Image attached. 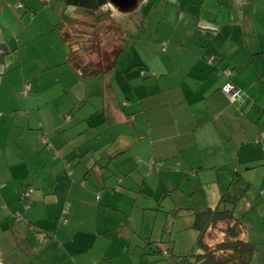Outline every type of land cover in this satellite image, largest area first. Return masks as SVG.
<instances>
[{
    "label": "rangeland",
    "instance_id": "374dc122",
    "mask_svg": "<svg viewBox=\"0 0 264 264\" xmlns=\"http://www.w3.org/2000/svg\"><path fill=\"white\" fill-rule=\"evenodd\" d=\"M48 1L0 0V41L7 43L10 50L13 49L5 55L0 65V162L4 156H14L23 146L27 148L26 143L32 145L35 141L42 124L38 117L34 118V113L42 111L45 116L48 109L66 106L64 103L67 102L64 101L74 100L81 87L82 92L88 91L90 96L88 103H75L80 105L79 118L83 114L82 109L86 107H92L95 112V105H103L105 84H108V91L112 80L119 99L112 101L106 98L105 101L109 108L112 106L110 110L114 111V107L132 98V93H138L134 90L131 92V84L133 82L137 85V79H143L141 71L153 59L156 65L158 59L163 65L168 62L173 73V70H177V75L170 74L167 86V97L175 101V95L181 91L178 90V81L185 75L188 63L201 45L217 53L227 52L235 60L245 59L244 64L234 66L240 79L246 77L252 81L253 74L254 77L263 75L259 77L262 79V90L257 89L256 99L259 102L253 116L257 113L261 115L259 121L264 125V72L258 73L264 71V0H138L127 10L111 4L112 17L96 25L93 19L83 13L67 9L61 0ZM19 5L23 7L19 8ZM238 11L242 16V24L231 19L232 16L235 18ZM65 13L76 18V22L68 25L65 30L68 42L76 46L78 41L90 49L85 54L77 52L84 61L93 58L97 62L102 59L101 54H107L116 43H120L117 25L126 31L124 51L119 56L117 67L109 74L110 77L84 80L66 62L68 47L61 41L58 26ZM227 15L230 17L227 18ZM165 43L167 48L163 51ZM250 52L258 62L250 63ZM242 55L245 57L242 58ZM171 83H176V87H170ZM28 84L31 88L25 94ZM141 89L145 91L141 87L140 93L143 92ZM36 92H41V97H33ZM153 99L155 103L165 101L164 95ZM72 108L70 113L77 111L76 107ZM241 124L238 120L231 121V132H241ZM129 129L126 127L124 132L128 133ZM235 137L240 139L241 134ZM259 143L251 144L247 152L243 150L240 156L242 171H238L240 174L236 173L237 164L233 162L229 169L224 167L216 171L208 167L210 161L206 160L203 162L204 170L197 179L192 167L178 165L181 169L175 166L177 170H173L174 167L171 168L167 161H158L163 164L161 175H157L155 170L146 172L140 168L141 163L127 174L124 173L125 164L122 160L112 162L111 168L116 176H120L118 179L130 185L129 193L126 191L125 194L131 199L122 205L123 212H126L122 220H128L123 230L126 229L127 233L133 231L131 249L126 258L117 257L114 264H177V256L200 252L197 246L199 233L192 226L193 212L204 206L216 207L221 198L217 197L220 191V196L227 193L229 206L235 216L242 220L245 226L244 238L257 246L252 264H264V137L260 136ZM217 154H203L202 158L212 159ZM184 157H189L190 164H200V157L189 154L187 150ZM247 166L253 168L248 169ZM172 173H180V176L171 183L168 178ZM116 176L111 177L117 181ZM184 176H189L192 185ZM90 181L94 183L96 179L91 176ZM146 184L148 193L143 191ZM108 189L103 191L118 194L113 185ZM131 206L133 209L130 213L128 211ZM114 208V212L119 211L118 207ZM114 232L113 241L117 251L121 242H125L118 231ZM216 232L218 236L213 233L212 239L222 237V234ZM57 258H54V262Z\"/></svg>",
    "mask_w": 264,
    "mask_h": 264
},
{
    "label": "crops",
    "instance_id": "0c3cea01",
    "mask_svg": "<svg viewBox=\"0 0 264 264\" xmlns=\"http://www.w3.org/2000/svg\"><path fill=\"white\" fill-rule=\"evenodd\" d=\"M234 16L232 20L243 23L239 11ZM198 47L195 57L187 65L188 70L178 81V90L181 91L175 95V101L167 97V86L170 74L177 75L178 72H171V65L168 62L163 65L157 58L159 66L155 59L149 61L144 68L148 75L138 78L137 85L131 84V92L140 93L141 87L145 91L141 89V95L132 93V98L114 107V111L105 101L106 98L119 99L112 80L108 91V84H105L103 105H95V112L92 107H86L79 118L80 105L75 103H88L90 96L88 91L82 92L81 87L74 100L64 101L66 106L48 109L45 116L42 111L34 113V118L38 117L42 124L35 141L32 145L26 143L27 148L23 146L14 156H4L0 162V257L3 264H114L117 257L126 258L131 249L133 231L127 233L126 229L123 230L128 220H122L126 213L122 205L131 199L125 194L130 185L122 179L120 193L103 191L118 184V180L113 178L116 174L102 170L101 165L111 168L112 162L122 160L124 173L129 174L140 163V168L147 172L152 169L143 162L167 161L173 170H180L178 165L192 167L195 179L204 170L206 160L210 161L208 167L216 171L224 167L229 169L232 162L237 164V174L242 171L240 156L243 150L247 152L253 143L260 145V136L262 138L264 133V125L259 121L261 115L253 116L259 102L257 89L262 90L263 75L259 78L253 74L252 81L246 77L240 79L234 66L244 64L245 59L235 60L227 52L217 53L210 47ZM69 53L68 48L66 62ZM252 55L250 52V63L258 62ZM213 57H216L215 61H212ZM226 70L231 71V76L225 73ZM251 71L255 72L253 67ZM229 81L245 91L243 104L231 102L223 92V86ZM175 85L171 83L170 87ZM28 86L31 88L30 84ZM41 95L36 92L33 97ZM161 95L165 101L155 103L153 98ZM73 106L77 111L70 113ZM233 120L242 123L241 132H231L230 122ZM126 127L130 128L128 133L124 132ZM236 134H241V138L237 139ZM43 135L47 137V144L42 140ZM130 136H133L132 140ZM186 150L199 156L200 164L188 163L189 157H184ZM203 154L217 155L203 159ZM11 157H14L13 161ZM162 167L157 175H161ZM179 174L172 173L168 179L172 183ZM91 176L98 177L99 181L91 182ZM102 176L107 177L105 184L101 181ZM184 178L189 179V176ZM188 181L192 185L190 179ZM143 191L148 193L147 184ZM27 193L29 196H25ZM220 193H217L218 198L222 197ZM66 203L70 204V213L64 225L60 218ZM114 207L119 211L114 212ZM132 209L133 206L128 212L131 213ZM16 213H21L23 220H17ZM113 231H118L125 242H121L117 251ZM55 257H58L56 262Z\"/></svg>",
    "mask_w": 264,
    "mask_h": 264
},
{
    "label": "trees",
    "instance_id": "16d2710c",
    "mask_svg": "<svg viewBox=\"0 0 264 264\" xmlns=\"http://www.w3.org/2000/svg\"><path fill=\"white\" fill-rule=\"evenodd\" d=\"M50 1L51 0H49L48 2ZM61 1L65 4V7H67V9H71V11H73L74 9L93 19L95 21V25L102 22V20L106 19L109 16L112 17V11L110 7L112 3L110 0ZM75 22L76 18L74 15L70 17L65 13L63 14L62 19L58 25L61 31V41L70 49L67 62L74 66L81 77L85 78L86 80L101 78L105 74L114 70L118 65L120 54L124 51L123 41L126 31L120 25H117L116 31L118 32V36L120 37V43H116V45L107 54H101V60L98 59V61L95 62L93 58H90L87 61H84L77 52L81 51L85 54L90 49H87L85 47L86 45H80L78 41L76 42V46H73L67 40V32L65 30L68 25L74 24ZM12 50L13 49L10 50L7 43L0 41V65H2V63L4 62L5 55L12 52ZM215 59L216 57H213L212 61H215ZM141 74L143 76L148 75L147 71L143 69L141 71ZM241 90L243 91V89ZM243 92L245 93V91ZM244 101L245 96L243 101L239 103H243ZM47 142L44 143L47 144ZM147 162L148 161L144 162V164L149 166L152 170L160 172L162 166L160 167V170H157L154 167L148 165ZM101 166L102 170H109L110 172H112V174H115V172L112 171L109 165L104 164ZM88 175L90 174L88 173ZM97 179L96 181L98 182L99 180ZM101 179L102 183L105 184L107 177L102 176ZM121 181L122 179H118V184L114 185V187L116 188L115 192H121ZM99 198L100 196L98 195V199ZM229 202L230 201L228 200L226 193L225 195H222L221 200L216 207L208 206L204 209L195 210L193 212L194 222L192 226L199 233L197 238V246L200 252L196 254L190 252L186 255L177 256L179 264H252L257 246L255 243L247 241L244 238L245 226L242 220L235 216L234 210L229 206ZM61 224L63 223L61 222ZM216 231L222 234V237L212 239L214 235L213 233L217 234Z\"/></svg>",
    "mask_w": 264,
    "mask_h": 264
},
{
    "label": "built area",
    "instance_id": "2783aa9c",
    "mask_svg": "<svg viewBox=\"0 0 264 264\" xmlns=\"http://www.w3.org/2000/svg\"><path fill=\"white\" fill-rule=\"evenodd\" d=\"M18 7L22 8L23 5H19ZM166 48H167V45L165 43L163 45V51L166 50ZM143 73H145V72H143ZM225 73L229 76L231 74L229 70H226ZM28 89H29V86L26 89V93H28ZM222 90L231 102H242L244 99L245 93L240 88H238L232 81L227 82L223 86ZM262 137H264V133H262ZM42 140L45 143L47 142V139L45 136L42 137ZM147 164L154 167L157 170H160V167L162 166L161 162L154 161V160L148 161ZM25 196H29V193L25 194ZM69 213H70V204L67 203V204H65L63 211H62L61 222L63 224H67V222H68L67 217H68ZM15 217L17 220H23V216L21 213H16ZM3 262H4L3 259L0 257V264H3Z\"/></svg>",
    "mask_w": 264,
    "mask_h": 264
},
{
    "label": "water",
    "instance_id": "95a60500",
    "mask_svg": "<svg viewBox=\"0 0 264 264\" xmlns=\"http://www.w3.org/2000/svg\"><path fill=\"white\" fill-rule=\"evenodd\" d=\"M113 5L122 10L132 8L138 0H110Z\"/></svg>",
    "mask_w": 264,
    "mask_h": 264
}]
</instances>
